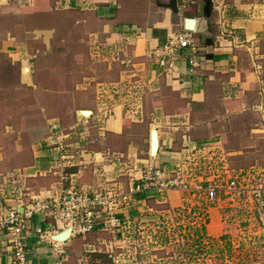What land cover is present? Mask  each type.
<instances>
[{
    "label": "crops",
    "instance_id": "crops-1",
    "mask_svg": "<svg viewBox=\"0 0 264 264\" xmlns=\"http://www.w3.org/2000/svg\"><path fill=\"white\" fill-rule=\"evenodd\" d=\"M22 4L33 6L36 0H5L0 2V7L12 6L21 10ZM171 4L158 6L155 0H54L55 8L85 13L83 33L89 35L93 43L101 44V47L90 44L88 50L106 53L112 60L114 55L120 59L116 78L104 74L100 81H95L97 77L59 76L60 51L48 43L52 31L47 28L36 32L37 35L43 34V44L32 52L14 37L0 40L3 50L10 52L9 55L19 61L21 67H28L30 84L36 88L37 100L43 102L41 111L53 114L54 119L56 115L68 113L71 117L69 127L66 129L57 123L55 133L57 139L66 142V157L57 158L53 145L55 138L50 130L47 133V126V134L40 140L42 145L23 169L25 181H30L29 185L26 183L28 191H5L0 187V213L9 206L18 208L20 203H27L30 200L28 194L56 196L68 186L85 193H94L100 187L127 191L147 166H159L169 173L186 157L191 147L224 146L217 135L190 137L192 106L205 101L214 88L221 89L225 99L230 97L226 92L244 86L238 53L257 48V43L264 39V0H184L183 4L174 0ZM188 18L198 19L195 29L186 27ZM201 20L205 21L203 30L198 29ZM183 29L192 32L198 45L199 66L189 64L186 48H177L172 55L159 51L170 37ZM90 61L94 67V61ZM130 75L137 78L133 99L125 92ZM93 81L94 86H91ZM41 83L50 87L45 88ZM64 84L71 85V88L61 89ZM91 88L101 102L92 107L95 101L92 103L88 95L87 99L85 95L81 96V101L90 105L89 116L77 115L76 110L82 108H75L72 113V107L61 104L72 98L70 91ZM132 100L133 106L130 105ZM145 115L153 117L156 126L158 147L155 154L150 152V129L145 143L126 138V135L132 137L143 130L141 123ZM127 117H133L136 124L127 125ZM93 132L100 135L97 150L82 146L83 150L80 149L79 143ZM88 142L95 143V140L92 137ZM2 174L0 172V186ZM7 185L11 187L10 183ZM165 192L161 195L152 188L138 191L132 194L131 204L124 211L138 218L149 209L147 200L162 201L159 197L171 207L181 204L183 191L170 189ZM209 223L217 222L212 218ZM66 227L52 215L35 213L24 235L28 262L103 264L102 259L107 258L106 264L119 263L120 256L113 251L112 242L100 235L103 229L83 233L75 225L69 237L55 239L54 235ZM215 228L211 225L207 230L213 233ZM132 259L134 256L129 258ZM0 264H14L10 235L1 227Z\"/></svg>",
    "mask_w": 264,
    "mask_h": 264
},
{
    "label": "rangeland",
    "instance_id": "rangeland-1",
    "mask_svg": "<svg viewBox=\"0 0 264 264\" xmlns=\"http://www.w3.org/2000/svg\"><path fill=\"white\" fill-rule=\"evenodd\" d=\"M25 5L19 7L21 10L12 6L0 7V40L14 37L18 42H24L31 50L29 52H32L43 44V34L37 35L36 32L47 28L52 31L48 43L60 51L59 76L73 75L78 79L84 76L97 77L95 81H100L104 74L110 78L117 77L120 59L114 55L112 60L106 53L88 50L90 44L94 46L95 43L99 47L101 44L93 43L89 35L83 33L85 13L55 8L54 0H36L33 6ZM9 53L0 46V172L11 175L8 180L11 188L8 189L22 192L28 191L26 183L29 185L30 182L25 181L24 166L29 163L35 150L39 149L40 140L47 130L49 133L47 126L55 122L67 129L71 117L68 113L56 115L54 119L53 114L41 111L43 102L37 100L35 86L23 81V67ZM238 55L244 86L226 92L230 97L225 99L222 98V90L214 88L205 101L193 105L189 134L191 138L221 137L224 149L231 152L227 159L234 173L239 174V183L248 189L259 188L264 197V39L257 43V48L241 50ZM90 60L94 61V67ZM128 79L125 92L128 98L133 99L137 78L130 75ZM95 81L91 86H94ZM41 85L50 87L45 83ZM61 87L70 89L71 85L64 84ZM70 95L73 100L69 98V101L61 104L72 107V113L75 108H90L86 101H81L83 95L86 99L88 95L92 103L95 101L92 107L101 102L95 97L92 88L70 91ZM133 104L132 100L130 105ZM152 118L145 115L141 123L143 130L132 137L126 135V138L145 143L148 131L154 125ZM132 119L127 117L125 123L129 126L136 124ZM99 136L97 132L91 133L78 147L95 150ZM92 137L95 143L88 142ZM65 153H68L66 149ZM188 153L185 156L192 158L195 163L184 158L182 168L191 172L189 176L195 177L194 173L198 170L206 175L218 173V158H211L213 161L205 163L199 157L202 156L200 149ZM245 172L250 175L244 177ZM222 179L224 175L220 172L217 182L223 185ZM1 182L5 184L3 179ZM107 189L114 188L100 187L96 192ZM159 193L164 195L166 192ZM183 194L181 204L173 207L160 197L162 201L147 200L149 209L138 218L124 211L130 206L134 195L127 200L117 199L101 215H97L103 226L94 230L103 229L100 235L112 242V249L120 256L118 262L122 264H264V223L259 218L257 201L251 193L237 197L221 194L214 200H208L199 192L183 191ZM212 218L217 223H209ZM203 225L206 226L204 231ZM211 225L216 227V232L207 230ZM131 256L134 259L129 260ZM102 260L103 264L107 263V258Z\"/></svg>",
    "mask_w": 264,
    "mask_h": 264
},
{
    "label": "built area",
    "instance_id": "built-area-1",
    "mask_svg": "<svg viewBox=\"0 0 264 264\" xmlns=\"http://www.w3.org/2000/svg\"><path fill=\"white\" fill-rule=\"evenodd\" d=\"M27 1L30 2L31 0ZM178 1L180 4L184 2V0ZM177 48H186L189 54V64L192 67L199 66V48L191 31L186 29L179 31L170 37L159 51L172 55ZM161 63L163 64V61ZM58 126L57 123L53 122L50 124L49 129L51 135H54L55 138L53 145L58 154L57 158L61 160L66 157V153L64 142L56 138L57 134L55 133ZM195 149H200L202 156L199 157H202L205 163L213 161L210 160L211 158H218L217 161L220 163L218 168L220 169L216 170L218 171L217 174L206 175L198 170L194 173L195 177L189 176L191 172L182 168L181 161L169 173L159 166L144 168L140 178L137 179L138 181L129 187L127 191L119 192L114 191V189H107L103 192L89 194L76 190L74 186H68V189L63 190L56 196L38 197L31 195L27 203H20V210L17 206H9L3 213H0V227L10 235L14 264H30L26 256L24 235L27 232L29 220L35 213L52 215L56 220L64 223L65 226H70L72 229L76 225L80 232L85 233L103 226L98 221L97 215H101V212L109 208L112 202L115 203L117 199L127 200L132 194L150 188L159 192H164L167 189H178L186 193L199 192L203 193L208 200L217 199L221 194L237 197L251 193L257 201L259 218L264 223V197L261 190L257 187L248 189L247 186L239 183L237 180L239 174L234 173V169L227 159L230 153L221 144H207V146L189 148L188 155L192 154V150ZM185 158L188 161H193L192 158ZM220 172L224 175L223 185L217 182ZM249 175V172L244 173V177ZM10 178V174H2L4 183L9 184L8 180Z\"/></svg>",
    "mask_w": 264,
    "mask_h": 264
},
{
    "label": "water",
    "instance_id": "water-1",
    "mask_svg": "<svg viewBox=\"0 0 264 264\" xmlns=\"http://www.w3.org/2000/svg\"><path fill=\"white\" fill-rule=\"evenodd\" d=\"M197 21H198L197 18H188V19H186V24L185 25H186L187 28L195 29L196 28ZM188 23L190 24V26H189ZM204 28H205V21L204 20H201L199 22L198 29L199 30H203ZM26 72L29 75V69H28V67L25 66V67L22 68V73H23V76L22 77H23V81H25L26 83L29 84L30 83V79H29V81L25 80V74H26ZM76 113H77V115H79L81 117H83V116L85 117V116H89L91 114V110H89V109H78V110H76ZM149 132H150V135H151V139H150V152L152 153V135H155L156 136V126L155 125L151 126ZM157 147H158V139H157V137H155L154 154L157 151ZM20 209H21V206L19 205L18 206V210H20ZM71 230H72L71 227L68 226L65 229H63L62 231H60L57 234H55L54 235V238L55 239H59V240H64L67 237H69Z\"/></svg>",
    "mask_w": 264,
    "mask_h": 264
},
{
    "label": "trees",
    "instance_id": "trees-1",
    "mask_svg": "<svg viewBox=\"0 0 264 264\" xmlns=\"http://www.w3.org/2000/svg\"><path fill=\"white\" fill-rule=\"evenodd\" d=\"M174 0H155V3L158 5V6H167V5H172L171 3L173 2ZM42 145V144H41ZM66 183H67V181H66ZM1 185H2V187H3V189L5 190H7L8 188H11V187H9L6 183L5 184H3L2 182H1ZM9 191H10V189H9ZM89 194H91V193H89ZM205 230V227H204V225H203V227H202V231H204Z\"/></svg>",
    "mask_w": 264,
    "mask_h": 264
},
{
    "label": "bare ground",
    "instance_id": "bare-ground-1",
    "mask_svg": "<svg viewBox=\"0 0 264 264\" xmlns=\"http://www.w3.org/2000/svg\"><path fill=\"white\" fill-rule=\"evenodd\" d=\"M189 26H190V24H189ZM25 80L29 81V75L27 72L25 74ZM155 137H156L155 135H152V154H154V149H155ZM150 139H151V135H150Z\"/></svg>",
    "mask_w": 264,
    "mask_h": 264
}]
</instances>
